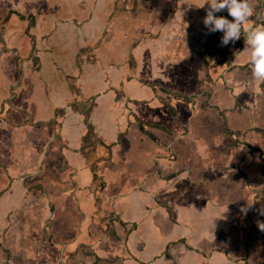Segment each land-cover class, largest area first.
<instances>
[{"label":"crops","instance_id":"1","mask_svg":"<svg viewBox=\"0 0 264 264\" xmlns=\"http://www.w3.org/2000/svg\"><path fill=\"white\" fill-rule=\"evenodd\" d=\"M204 3L0 0V264H264V81Z\"/></svg>","mask_w":264,"mask_h":264},{"label":"clouds","instance_id":"2","mask_svg":"<svg viewBox=\"0 0 264 264\" xmlns=\"http://www.w3.org/2000/svg\"><path fill=\"white\" fill-rule=\"evenodd\" d=\"M210 5L203 18V24L207 33H215L218 30L224 31L221 37V46H227L230 42L235 43L243 34L245 37V50L250 51V64L253 78L256 81H264V27L257 24L254 28H244V25L253 15V8L250 0H206L205 5ZM227 10L228 14L234 18L230 21L226 17H216L214 12ZM247 209H241L246 211ZM259 228L264 230V223L259 224ZM63 258V255H61ZM36 262H38L36 260ZM63 264V262L59 263Z\"/></svg>","mask_w":264,"mask_h":264},{"label":"rangeland","instance_id":"3","mask_svg":"<svg viewBox=\"0 0 264 264\" xmlns=\"http://www.w3.org/2000/svg\"><path fill=\"white\" fill-rule=\"evenodd\" d=\"M143 10V9H142ZM113 25H115V23L113 24ZM110 30V29H109ZM141 31V28L139 27V32ZM109 50H111V52L112 51H114V48H115V46H114V44L112 43L109 47ZM188 65V64H187ZM185 66H186V63H185V65H184V69H185ZM158 68V67H157ZM153 69H156L155 67H153ZM160 68H158V70H159ZM165 69H166V67H165ZM164 69V70H165ZM180 69H182V66L180 67V68H178V69H172V71H169V72H164V73H161L160 75H159V78L161 79V81L163 82V84H164V86H165V88H168V86L170 85V86H176V83L178 82V81H180L181 80V78H182V73H181V71H180ZM184 69H183V72H184ZM176 71H178L179 73H178V75H176V77L174 76V73H176ZM188 73V72H187ZM166 75V76H165ZM140 83H141V80L139 81ZM142 82H144V81H142ZM147 83V82H146ZM180 83V82H179ZM161 85V84H160ZM158 86V85H157ZM175 88H173L172 89V91H170V92H173V94L175 93V91H177L178 92V88L177 89H175ZM172 96V97H171ZM182 99H184V98H181V97H176V96H174V95H172V94H170L169 95V97H168V100H169V102H174V101H182ZM41 251H43V250H41ZM61 260H62V257L61 258H59V263L61 262ZM63 261V260H62Z\"/></svg>","mask_w":264,"mask_h":264},{"label":"water","instance_id":"4","mask_svg":"<svg viewBox=\"0 0 264 264\" xmlns=\"http://www.w3.org/2000/svg\"><path fill=\"white\" fill-rule=\"evenodd\" d=\"M198 34V33H197ZM195 37H197V35L195 36ZM223 52L225 53V51L223 50ZM252 71H250V73H251ZM142 84H144V85H147L148 83H145V82H142ZM157 87H161L160 85H158ZM172 97V96H171ZM182 101L183 102H186L185 101V99H182ZM187 103V102H186ZM134 114V113H133ZM141 115H143V113H141L140 114V116ZM134 120L135 121H137L138 123L140 122L139 120H138V118L136 117V119H135V117H134ZM84 245H86V244H84ZM50 248V247H49ZM35 251H36V253L38 254V256H37V261L40 263V264H42V261H44L43 259H46V258H48L49 257V255L51 254V252L49 251V250H43V251H41L40 250V252H38V250H36L35 249ZM76 255V254H75ZM61 262H62V260H61ZM60 262V263H61Z\"/></svg>","mask_w":264,"mask_h":264},{"label":"trees","instance_id":"5","mask_svg":"<svg viewBox=\"0 0 264 264\" xmlns=\"http://www.w3.org/2000/svg\"><path fill=\"white\" fill-rule=\"evenodd\" d=\"M138 113L141 114L143 113V115H141V117H144V111L142 110H138ZM58 253V250H55V255Z\"/></svg>","mask_w":264,"mask_h":264},{"label":"flooded vegetation","instance_id":"6","mask_svg":"<svg viewBox=\"0 0 264 264\" xmlns=\"http://www.w3.org/2000/svg\"><path fill=\"white\" fill-rule=\"evenodd\" d=\"M37 264H40L39 262H36Z\"/></svg>","mask_w":264,"mask_h":264}]
</instances>
